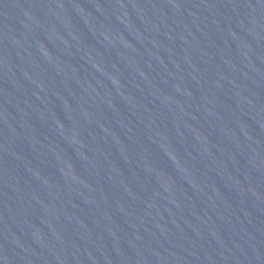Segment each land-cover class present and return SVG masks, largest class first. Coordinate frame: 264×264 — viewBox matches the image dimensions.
Returning <instances> with one entry per match:
<instances>
[{"label": "water", "instance_id": "1", "mask_svg": "<svg viewBox=\"0 0 264 264\" xmlns=\"http://www.w3.org/2000/svg\"><path fill=\"white\" fill-rule=\"evenodd\" d=\"M0 264H264V0H0Z\"/></svg>", "mask_w": 264, "mask_h": 264}]
</instances>
